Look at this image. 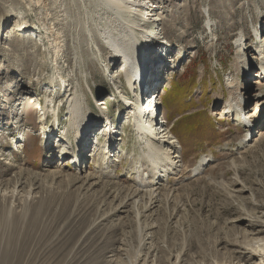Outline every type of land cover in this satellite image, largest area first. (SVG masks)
<instances>
[{
    "label": "rangeland",
    "instance_id": "1",
    "mask_svg": "<svg viewBox=\"0 0 264 264\" xmlns=\"http://www.w3.org/2000/svg\"><path fill=\"white\" fill-rule=\"evenodd\" d=\"M157 1L179 16L178 30L163 28L170 41L164 57L170 60L157 91L162 101L158 117L163 113L172 132L183 115L198 112L201 121L192 118L186 136L172 133L183 148L184 166L165 183L159 203L145 211L147 197L139 204L128 199L137 188L124 170L132 160H123L115 173L102 176L90 162L83 165L88 177L79 176L56 144L65 132L55 128L50 147L44 143L40 108L47 97L53 98L47 124L56 127L59 111L57 125L64 127L67 83L75 84L77 76L94 118L101 114L95 100L105 98L116 125L126 121L110 98L113 87L101 65L100 72L89 73L88 82L80 78L81 71H91L85 53L89 40L77 32L85 15L83 1L0 0V264H241L237 241L264 227V140L236 148L245 129L222 117L227 81L235 75V36L244 27L247 41H252V27L263 25L256 7L264 10V0ZM208 12L215 21L214 42L206 27ZM73 15L81 23L73 20V25ZM18 20L30 23L32 38L8 36ZM174 82L192 83L190 110L181 111L183 100L175 97L173 102L165 95L177 90ZM252 87L250 95L256 89ZM172 105L180 111L173 114ZM263 109L262 104L255 114L259 130L264 128ZM210 133L213 139L202 142ZM120 134L118 146L138 153L133 130ZM202 155L212 156L206 169L188 176ZM248 247L243 250L250 254L262 251Z\"/></svg>",
    "mask_w": 264,
    "mask_h": 264
},
{
    "label": "bare ground",
    "instance_id": "2",
    "mask_svg": "<svg viewBox=\"0 0 264 264\" xmlns=\"http://www.w3.org/2000/svg\"><path fill=\"white\" fill-rule=\"evenodd\" d=\"M82 1L85 15L83 24L77 32L79 36L89 40L85 53L89 56L86 61L91 71H79L80 78L88 82L89 73L100 72L99 66L101 65L107 82L113 87L110 98L117 102V112H123L126 121L122 125L120 123L116 125L114 117L108 114L105 98L95 100L94 105L101 111V114L94 118L86 93L81 88L80 79L77 76L75 84L67 80V87L70 90V93L66 91L68 93V123L64 127L59 124L62 129L57 125L60 123L59 111L55 113L58 119L56 127L52 128V125L49 127V123L47 124V112L54 101L53 98L47 97L45 105L40 108L42 113L39 115V123L44 135L46 134L44 143L50 147V134L55 128L61 130L62 134L65 132L56 144L61 149L60 156H69L67 161L71 158L69 162L76 165V172L79 176L88 177L89 173L83 169V165L87 167L90 162L96 164L94 172L100 175L101 173L106 174L107 171L115 173L123 160H132L124 170L130 174L132 180L135 179L137 188L128 199H134V203L139 204L146 202L144 198L147 197L148 203L146 202L144 210L148 211L149 204L152 207L159 203V195L165 183L170 181V176L179 172L184 166L182 146L172 134V125H168L167 119L163 118V113L158 117L162 101L161 95L157 93L160 80L164 77L170 60L166 58L170 41L166 38L163 28L171 27L178 30L176 24L179 16L172 14L167 7L162 5L163 2L157 0ZM209 12L206 27L211 34H214L212 39L214 42L217 38L214 33L216 26ZM256 14L257 20L263 25L261 28L252 27V41H247L249 34L244 27H241L235 36L232 60L235 75L227 81L228 96L222 109L223 118H230L236 125L245 129V134L237 142L236 148L238 146L251 147L257 143L256 140H264V128L259 130L260 125L255 117L258 108L264 105V10L257 6ZM73 20L81 23L78 16H72L74 25ZM32 30L30 23L26 20H18L8 36L13 35L19 39L32 38L34 34ZM59 38L54 39L57 41ZM81 53L83 56V51ZM251 53H253L252 56H250ZM177 56H180V53ZM251 66H257V68ZM122 77L125 83H122ZM62 81L66 82V79ZM250 85L256 88L251 95L248 94ZM31 101V99L28 100V102ZM126 128L135 133V139L137 138L140 146L138 153L127 151L122 145L118 146L120 133ZM254 132H257V137L254 136L255 138L252 139ZM52 147L55 149L54 145ZM227 147L234 149L229 144L226 145ZM211 159L212 156L202 155L196 165L189 169L188 176L203 172ZM263 233L264 227L262 226L253 229L250 237L237 241L236 245L239 248L236 252L241 254L238 257L241 264L244 261H247L246 264H264ZM250 245L262 248V251L254 255L248 250H243ZM256 256H260L259 262L253 261Z\"/></svg>",
    "mask_w": 264,
    "mask_h": 264
},
{
    "label": "trees",
    "instance_id": "3",
    "mask_svg": "<svg viewBox=\"0 0 264 264\" xmlns=\"http://www.w3.org/2000/svg\"><path fill=\"white\" fill-rule=\"evenodd\" d=\"M191 82V81H190ZM192 83L188 84V85H184V84H180L177 82H174L172 87L173 89L176 88L177 90L172 92L171 94H169L167 92V94L165 95H170L172 96L171 99L174 100L176 99L175 97H179L181 100H183V108L181 109V111H188L191 108H193V104L190 102H187V99L190 97L191 95V91H190V87H191ZM172 89V90H173ZM171 90V91H172ZM171 110H173V114L174 112H178L180 111L178 108H176V106L172 105ZM199 114L197 113H193V114H189V115H183L180 118H178L174 124H173V133L177 136H186L189 133V127H190V121L193 118V122H200V118H199ZM205 123L206 120L204 119ZM213 139V134H207L206 137L202 138L201 141L205 142L207 140H212Z\"/></svg>",
    "mask_w": 264,
    "mask_h": 264
},
{
    "label": "crops",
    "instance_id": "4",
    "mask_svg": "<svg viewBox=\"0 0 264 264\" xmlns=\"http://www.w3.org/2000/svg\"><path fill=\"white\" fill-rule=\"evenodd\" d=\"M199 144V143H198ZM201 146V145H200Z\"/></svg>",
    "mask_w": 264,
    "mask_h": 264
}]
</instances>
